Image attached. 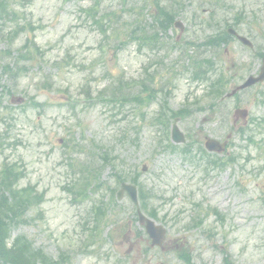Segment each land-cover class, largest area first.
Listing matches in <instances>:
<instances>
[{"label":"rangeland","instance_id":"374dc122","mask_svg":"<svg viewBox=\"0 0 264 264\" xmlns=\"http://www.w3.org/2000/svg\"><path fill=\"white\" fill-rule=\"evenodd\" d=\"M4 1L0 165L22 164L26 173L21 185H35L45 193L42 216L28 211L22 223L12 226L11 236L25 235L35 248L53 258L63 254V262L69 264H188L175 251L182 245L190 254V264H221L224 251L233 264H264V83L241 91L237 99L226 98L211 113L205 83L181 72L186 66L184 52L167 48L151 52L140 48L138 41L127 40L137 16L151 24L155 2L170 9V2L180 1L176 19L185 29L182 33L177 27L169 29L168 41L179 35L181 42L198 43L224 22H235L237 32L248 36L254 46L249 49L232 39L222 56L229 67L234 63L232 85L238 84L258 72L257 53L264 51V0ZM9 12H15L13 19ZM27 39L36 46L29 42L23 49ZM21 53L27 56L20 57ZM16 57L23 68L9 78L2 67ZM155 59L166 66L179 61L175 67L179 75L170 81L166 102L174 111L190 109L178 122L187 141L175 145H192L191 155L165 150L168 140L159 124L149 123L151 119L142 122L128 105L117 114L112 103L100 98L107 93L108 83L120 78L128 83L127 91H137L138 82L155 68ZM156 68L164 74V67ZM161 98L144 110L148 118L158 112ZM30 99L43 105L36 107ZM236 107L246 110L247 117L234 123ZM228 133L226 152L219 155L234 156V161L205 169L198 159L204 138L224 141ZM104 152L108 162L101 157ZM142 164L147 165L145 172ZM135 171L142 187L154 193L146 210H155L158 222L167 228L164 250L151 247L144 236L137 239L136 211L126 195L110 209L111 189L120 185L113 173L130 182ZM90 174L96 179L88 180L87 196L80 198L77 192ZM101 181L111 189L99 187ZM103 202L105 213L96 221L92 208ZM197 208L203 213L218 209L225 220L220 222L209 213L202 225L185 228ZM96 225L100 236H91ZM115 226L117 234L109 235ZM146 244L149 248L144 252Z\"/></svg>","mask_w":264,"mask_h":264},{"label":"trees","instance_id":"16d2710c","mask_svg":"<svg viewBox=\"0 0 264 264\" xmlns=\"http://www.w3.org/2000/svg\"><path fill=\"white\" fill-rule=\"evenodd\" d=\"M6 5L7 4L4 0H0V11L2 12V14L7 13V11H5ZM157 12L163 17L161 18L158 16V18H155L153 20V23L155 24H152V27L156 30H163V28L166 29V26L169 24L172 18L164 16L163 9L158 8ZM9 15H11L10 12ZM140 28L146 31L145 28L139 26V22L138 27H136V29L133 31L137 32ZM133 31L131 36L135 35ZM155 32L157 33V31ZM144 38L148 41L153 40V43H155V39H157V36L154 34H148L144 35ZM224 39L225 34H220L218 36L209 38L207 43L218 47L220 45V42ZM147 45L150 46V44ZM199 63H202V61H199ZM204 63L210 64L211 59ZM9 71L11 70L9 69ZM197 77H199V74L194 72V78ZM208 79L210 82V94H213L214 99L222 98L224 94L223 92L225 91L228 84V79L222 72L217 73L214 78L211 77ZM117 86V89L111 92L110 98L112 100H118L120 102H128L134 100L138 104H144V102H147V100L149 101L154 98L156 91V88H154L153 86L143 84V91L146 93L145 95H129V93L127 94L121 91L122 89H125V87L123 86V81L120 80ZM214 103L215 100L212 101L211 105ZM21 175L22 172L14 168L12 164H5L0 169V262H2V264H59L58 262L46 257L40 249H34L31 245V242L22 235H18L14 237L12 241H9L11 229L10 227L14 224L23 222L25 220V213L29 209L38 205V203H40L44 198V194L37 192L34 186L22 187V189L16 188L17 180L21 177ZM144 196V193L140 191V198H143ZM102 209L103 208L101 206H97L94 212L99 215L102 213ZM116 229L117 228L115 227L112 232H115ZM186 258L188 260L187 255ZM224 264H231V261L226 258L224 259Z\"/></svg>","mask_w":264,"mask_h":264},{"label":"water","instance_id":"95a60500","mask_svg":"<svg viewBox=\"0 0 264 264\" xmlns=\"http://www.w3.org/2000/svg\"><path fill=\"white\" fill-rule=\"evenodd\" d=\"M264 79V61H263V65L261 67V72L260 74L254 78L252 76H249L246 80L245 83L243 85H241L239 88H245L246 86H249L251 84L256 83L257 81H260ZM234 92V91H233ZM242 111H236L235 115L237 116V114L241 113ZM174 131H173V138L175 141L181 140L183 141V137L181 136L180 132L178 131V129H176V127H173ZM206 146L208 149L210 150H221L223 148V145H220L216 140H208L206 142ZM121 191L119 193H122V191L124 189L127 190L128 194L130 195V198L136 202V188H134L133 186L130 185H122L121 186ZM139 221L142 223H145V229L146 232L150 235V237L152 238V244H156L161 246V242L162 239L164 237V229L162 228V226H156L154 224V222H152L151 220L146 219L142 214H139Z\"/></svg>","mask_w":264,"mask_h":264}]
</instances>
